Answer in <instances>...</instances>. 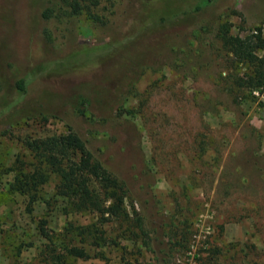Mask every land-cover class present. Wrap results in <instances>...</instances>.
I'll use <instances>...</instances> for the list:
<instances>
[{
	"label": "rangeland",
	"instance_id": "obj_1",
	"mask_svg": "<svg viewBox=\"0 0 264 264\" xmlns=\"http://www.w3.org/2000/svg\"><path fill=\"white\" fill-rule=\"evenodd\" d=\"M198 2L92 0L74 9L71 0H0V101L11 104L0 117V264L43 263L39 217L54 231L96 221L60 204L28 210L26 196L6 191L7 168L30 161L24 140L67 128L122 181L124 205L143 224L126 237L107 223L108 240L86 243L74 264L264 262V86L240 84L248 66L219 37L221 27L243 36L257 26L264 36V0H214L195 17H173ZM160 17L166 29L182 20L169 46L168 30L148 28ZM90 45L97 56L86 61ZM107 46L115 50L101 53ZM19 75L30 80L24 100L11 86ZM87 84L103 96L78 114L71 97ZM23 105L28 115L10 121ZM51 191L49 181L44 198Z\"/></svg>",
	"mask_w": 264,
	"mask_h": 264
},
{
	"label": "trees",
	"instance_id": "obj_2",
	"mask_svg": "<svg viewBox=\"0 0 264 264\" xmlns=\"http://www.w3.org/2000/svg\"><path fill=\"white\" fill-rule=\"evenodd\" d=\"M213 1L199 0L193 7L178 9L173 17L188 13L195 17L201 8L207 7ZM79 2L92 3V0H71L70 7L78 9ZM165 20V17H160L157 26L148 28H161L163 37L168 30L169 42L167 46H169L174 41L172 35L176 34L173 27L176 29L183 24L180 19L174 20L168 24L166 29ZM219 35L222 42L229 46L233 56L248 66V71L242 76L240 84L250 89L263 87L264 36L260 27H255L253 32L243 36L237 33H228L224 27H221ZM115 46L118 47L119 44ZM115 46L104 47L105 49H102L101 53L112 52L115 50ZM87 47L90 49L86 53V61H92L95 58L94 54L96 55L95 48L98 46ZM66 62L68 60L65 58V61L56 63V68L62 65L64 67ZM135 64L130 68L136 69ZM138 69L140 67L137 68V71ZM28 78L27 75H19L14 78L11 86L18 98L23 99L28 95L27 83L30 81ZM87 85L89 88L86 92L76 91L71 97L72 108L78 114H83L88 101L99 103L103 96L100 88ZM98 91H100V95H98ZM0 102V117H2L4 115L2 113L5 110L7 112L11 104H5L3 97ZM14 112L15 114L11 113L10 121L15 120V115H28L29 108L23 105L21 109L15 108ZM23 146L30 155V161L25 162L17 157L7 168V171L12 173V177L6 185L7 193L26 196L28 210H31L33 204L41 202L45 205L46 211L48 208L50 210L60 204L63 213L88 212L96 216V221L93 223L77 226L68 223L62 231L51 229L44 216L37 218L35 229L45 243L41 250L42 264H74L75 259L87 257L86 243L101 245L108 240L109 237L105 230L107 223H118V226L122 227L121 235L126 237L135 236L133 232L135 229L142 230L140 214L134 210L128 211L124 205L127 191L122 181L92 156L84 142L71 129L67 128L65 132L51 134L43 138L25 139ZM49 181L52 182V191L48 198H44L42 189ZM112 242L114 243V241ZM9 264L18 263L10 262ZM207 264L223 263L210 256L207 259Z\"/></svg>",
	"mask_w": 264,
	"mask_h": 264
}]
</instances>
